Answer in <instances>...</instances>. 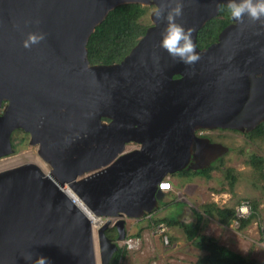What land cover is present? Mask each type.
Listing matches in <instances>:
<instances>
[{"label":"water","instance_id":"obj_1","mask_svg":"<svg viewBox=\"0 0 264 264\" xmlns=\"http://www.w3.org/2000/svg\"><path fill=\"white\" fill-rule=\"evenodd\" d=\"M162 2L0 0V157L21 128L51 166L48 174L34 162L0 170V264H28L24 253L47 264H97L88 213L107 217L96 235L100 264H108L125 219L158 207L166 175L204 168L227 150L197 129L248 132L264 121V24L231 18L215 42L196 43L226 0H182L178 21L200 54L192 65L159 46L165 21L152 12L153 24L120 61L89 63L86 43L110 10ZM28 32L45 38L25 48ZM129 141L139 146L124 150ZM72 163L63 173L60 164ZM110 224L115 239L105 233Z\"/></svg>","mask_w":264,"mask_h":264},{"label":"rangeland","instance_id":"obj_2","mask_svg":"<svg viewBox=\"0 0 264 264\" xmlns=\"http://www.w3.org/2000/svg\"><path fill=\"white\" fill-rule=\"evenodd\" d=\"M154 8L155 5H145V12L138 21L147 27L152 25L150 13ZM4 102L6 103L3 100L1 106ZM206 130L204 128L197 129L196 134H209L213 140L224 144L227 150L211 161V163L214 162L215 167L210 170L209 177L191 172L182 175L178 171L166 175L165 178L170 181L172 187L163 190V196L160 200L173 203L162 206L156 212L154 209L150 213H145L138 219H125V236L118 241V247L121 246L126 249V255L121 260L124 264H196L197 257L203 252L191 245L178 225L167 226L168 242L164 243L159 233L148 225L151 213L156 218L169 215L177 219L193 221L196 216L190 207L199 209L205 202L213 201L219 206L234 205L236 208L238 202L243 199L249 200L250 203L252 200L259 201L258 214L245 227H240V223L236 224L235 220L225 226L219 223L216 218L207 217L206 220H203L202 232L214 237L218 243L264 263V247L259 244L260 232L258 227V221L264 218V179L256 176L252 165L248 162V156L253 152L264 157V138L250 137L246 134L249 131L229 128L217 127ZM12 131L10 139L11 144L14 145L13 151L0 157V162L14 157H19V160L1 167L0 170L26 162H34L45 173L49 172L51 166L39 154V143H31L29 135L19 128ZM129 143L124 150L136 148L135 142L129 141ZM227 167L233 168L234 172L237 173L234 192L229 191L228 182L223 174ZM176 201L179 202L176 203ZM99 218L97 222L92 223L95 237L94 246L98 257L96 230L107 217L101 216ZM114 220L115 218H111V222ZM111 226L110 224L109 227ZM126 239L133 241L130 247L124 244L123 241ZM99 260L100 258H98L97 264H100Z\"/></svg>","mask_w":264,"mask_h":264},{"label":"trees","instance_id":"obj_3","mask_svg":"<svg viewBox=\"0 0 264 264\" xmlns=\"http://www.w3.org/2000/svg\"><path fill=\"white\" fill-rule=\"evenodd\" d=\"M144 12L145 6L138 3L121 4L110 10L105 18L96 25L86 43L89 63L110 64L120 61L145 33L147 25L138 21L139 17ZM230 22L231 17L227 12L226 4H221L218 14L207 20L198 30L196 35L197 46L202 49L215 42L218 33ZM19 130L21 129L19 128ZM246 134L250 137L264 138V121L257 124ZM248 162L252 165L256 176L264 179V157L253 152L249 154ZM214 167L215 165L213 162L204 168H198L195 170L184 168L178 172L182 175L191 172L209 177V172ZM223 174L228 182L229 191L234 192L233 188L237 180V173L234 172L233 168L227 167ZM178 202L179 201H176V203ZM258 202L259 201L257 200L251 201L253 212L248 218H242L239 220L240 227H245L256 217L258 214ZM170 203L173 202L159 200L158 207L154 212L161 209L162 206L170 205ZM190 209L193 210V213L196 216L193 221L177 219L169 215L156 218L151 213L148 225L151 226V228H154V230L159 222H164L166 226L178 225L191 245L203 252L197 257L196 264H264L253 257L243 255L218 243L214 237L202 232V229L204 228L203 220H206L207 217L216 218L219 223L225 226L229 225L236 218L234 205L219 206L211 201L205 202L199 209L194 207H190ZM105 233L112 239H115L117 236L114 226L107 228ZM125 255L126 249L119 246L113 253L108 264H124L121 260Z\"/></svg>","mask_w":264,"mask_h":264},{"label":"clouds","instance_id":"obj_4","mask_svg":"<svg viewBox=\"0 0 264 264\" xmlns=\"http://www.w3.org/2000/svg\"><path fill=\"white\" fill-rule=\"evenodd\" d=\"M226 9L237 23L247 17L251 21L264 24V0H226ZM182 14V0H163L162 4L152 10V15L165 21L159 46L173 59L192 65L200 59V54L193 43L192 29L178 21ZM44 38L43 32H28L21 43L23 47L29 48ZM24 257L28 264H47V258L43 255L32 259L30 253H24Z\"/></svg>","mask_w":264,"mask_h":264},{"label":"built area","instance_id":"obj_5","mask_svg":"<svg viewBox=\"0 0 264 264\" xmlns=\"http://www.w3.org/2000/svg\"><path fill=\"white\" fill-rule=\"evenodd\" d=\"M158 186L162 190H168L172 187L170 181L167 178H163V180L158 183ZM252 212L253 210L249 200H241L235 208L236 218L234 219V222L237 224L240 219L248 218L252 214ZM258 227L260 232L259 244L264 247V218L258 221ZM155 231L159 233L164 243L168 242L167 226L164 222H159L155 227ZM123 242L124 244H127L128 247H130L133 241L131 239H126Z\"/></svg>","mask_w":264,"mask_h":264},{"label":"bare ground","instance_id":"obj_6","mask_svg":"<svg viewBox=\"0 0 264 264\" xmlns=\"http://www.w3.org/2000/svg\"><path fill=\"white\" fill-rule=\"evenodd\" d=\"M206 151H207V149H206ZM207 152H209V151H207ZM19 160V157H14V158H9V159H7V160H2L1 162H0V168L1 167H3V166H6V165H10V164H12V163H14V162H16V161H18ZM66 166V167H65ZM60 167H61V169H62V172L63 173H68L69 175H71V171H72V169L74 168L75 169V165L72 163V164H70V165H68V164H60ZM49 172H47V174H48ZM62 173V174H63ZM65 177H67V175H65ZM64 181H63V183L60 185V187L68 194V195H70L73 199H75V200H77L78 202H80V200L77 198V196L73 193V191L69 188V186H68V184H67V182H69V181H67L66 179H63ZM77 198V199H76ZM80 204V206L83 208V204L82 203H79ZM88 216H89V218L91 219V222L92 223H94V222H97L98 220H99V218L97 217V216H95V215H93V214H91V213H88ZM95 226V225H94ZM92 228H93V224H92ZM94 229V228H93ZM92 233H94L93 232V230H92ZM93 238H95L94 237V234H93ZM96 241V240H95ZM96 245V244H95ZM97 252V251H96ZM98 256H97V254H96V261L98 262ZM100 261V260H99Z\"/></svg>","mask_w":264,"mask_h":264},{"label":"flooded vegetation","instance_id":"obj_7","mask_svg":"<svg viewBox=\"0 0 264 264\" xmlns=\"http://www.w3.org/2000/svg\"><path fill=\"white\" fill-rule=\"evenodd\" d=\"M177 75H175V77H176ZM6 103L4 102L3 104H2V106L0 107V112L2 111V109H3V106L5 105ZM106 121H108V118L107 119H105ZM21 129V128H20ZM222 129H224V128H222ZM22 130V132H25L26 134H28L29 135V137H30V134H29V132H27V131H25L24 129H21ZM206 130V129H205ZM207 131V130H206ZM13 132V131H12ZM12 132H11V134H12ZM198 136H206V137H208L209 139H210V141H215V140H213L212 138H211V136H209V134H207V133H204V134H199ZM12 142V141H11ZM129 145L130 143L128 142V143H126L125 144V146L126 145ZM132 144H135V143H132ZM137 144V146L136 147H138L139 146V144L138 143H136ZM125 146H124V149H125ZM12 147L14 148V145H13V143H12Z\"/></svg>","mask_w":264,"mask_h":264}]
</instances>
